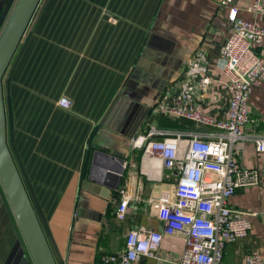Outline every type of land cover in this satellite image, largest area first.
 Listing matches in <instances>:
<instances>
[{"label": "crops", "instance_id": "crops-1", "mask_svg": "<svg viewBox=\"0 0 264 264\" xmlns=\"http://www.w3.org/2000/svg\"><path fill=\"white\" fill-rule=\"evenodd\" d=\"M253 1H42L9 68H14L10 99L17 147L67 264H102L104 254L124 248L131 228L160 229L150 199L167 181L161 160L144 157L131 139L151 126L181 133L213 131L167 115L163 102L178 99L184 62L201 51L212 82L198 87L195 101L206 113L225 116L231 93L221 51L231 34L228 13L236 5L240 16L264 26V14L248 10ZM4 5L0 0V11ZM257 50L264 52V40ZM62 96L73 101L71 109L57 104ZM118 96L131 105V121L121 131L101 127ZM249 107L252 121L245 133L264 135V82L254 88ZM142 113L141 125L129 136ZM100 148L124 163L103 156L94 166ZM235 157L242 167L258 169L261 181L238 189L230 199L233 208L257 215L251 217L249 234L226 246L223 264H244L249 252L264 257V153L243 139L235 144ZM115 169L123 170L117 189L90 178L93 174L114 184L107 174ZM121 188L133 197L123 221L115 214ZM184 245L181 235L165 236L160 254L179 256ZM0 264H34L1 179ZM140 264L163 263L146 257Z\"/></svg>", "mask_w": 264, "mask_h": 264}, {"label": "built area", "instance_id": "built-area-1", "mask_svg": "<svg viewBox=\"0 0 264 264\" xmlns=\"http://www.w3.org/2000/svg\"><path fill=\"white\" fill-rule=\"evenodd\" d=\"M248 10L264 14V0H254ZM228 21L231 34L221 51V66L231 93L225 116H212L195 101L198 87L206 88L212 82L208 58L199 51L184 62L178 99L163 102L162 108L169 116L189 119L213 131L181 133L151 126L145 134L132 137L133 148L143 150L144 157L161 160L167 181L158 196L150 199L161 227L131 228L124 248L104 254L102 264H140L146 257L157 258L163 264H223L226 246L246 237L252 229L251 217L257 213L233 208L230 199L238 189L261 181L258 169L240 165L235 144L249 139L256 143L258 152L264 153V135L245 133L246 123L252 121L251 94L264 82V52L257 50L264 40V26L240 16L236 5H230ZM57 104L65 109L73 107V101L66 96ZM119 191L115 214L123 221L133 197L125 188ZM175 235L185 239L182 254H160L164 237ZM244 264H264V257L249 252Z\"/></svg>", "mask_w": 264, "mask_h": 264}, {"label": "water", "instance_id": "water-1", "mask_svg": "<svg viewBox=\"0 0 264 264\" xmlns=\"http://www.w3.org/2000/svg\"><path fill=\"white\" fill-rule=\"evenodd\" d=\"M4 1L5 5L0 11V179L33 263L67 264L17 147L14 111L10 99L14 68L10 71L9 68L43 0ZM126 103L123 96H118L100 121V126L121 131V125H127V121H131L129 111L132 107L126 106ZM144 116L142 113L137 121L133 122L129 128L132 131L129 136L135 135ZM103 156L117 160L120 165L124 163L123 158L100 148L94 152V166L96 160ZM122 175L121 169L107 174L108 178L114 179V184L93 174L90 178L111 189H117Z\"/></svg>", "mask_w": 264, "mask_h": 264}, {"label": "trees", "instance_id": "trees-1", "mask_svg": "<svg viewBox=\"0 0 264 264\" xmlns=\"http://www.w3.org/2000/svg\"><path fill=\"white\" fill-rule=\"evenodd\" d=\"M2 10V9H1ZM1 13V12H0ZM140 156H141V154H140ZM44 208V207H43ZM45 210V209H44ZM45 213H46V210H45ZM46 216H47V218H48V215H47V213H46Z\"/></svg>", "mask_w": 264, "mask_h": 264}, {"label": "rangeland", "instance_id": "rangeland-1", "mask_svg": "<svg viewBox=\"0 0 264 264\" xmlns=\"http://www.w3.org/2000/svg\"><path fill=\"white\" fill-rule=\"evenodd\" d=\"M17 54V53H16ZM16 56V55H15ZM14 59H15V57H14ZM14 61V60H13ZM6 77H7V75H6ZM6 77H5V80H6ZM5 82V81H4Z\"/></svg>", "mask_w": 264, "mask_h": 264}]
</instances>
